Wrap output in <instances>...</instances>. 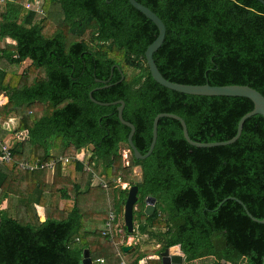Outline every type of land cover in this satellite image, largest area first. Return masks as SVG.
<instances>
[{
    "label": "trees",
    "instance_id": "1",
    "mask_svg": "<svg viewBox=\"0 0 264 264\" xmlns=\"http://www.w3.org/2000/svg\"><path fill=\"white\" fill-rule=\"evenodd\" d=\"M34 1L10 0L0 13V44L14 42L0 45V97L8 99L0 105V121L19 118L13 133L28 132L26 140L12 148V162L0 168V264H82L86 249L94 264L100 259L104 264H122L127 256L123 248L136 234L148 236L158 248L142 252L136 244L129 264H163L160 253L173 247L188 264L207 258L213 264H263L264 225L252 221L233 200L263 219L262 116L246 121L236 143L213 148L191 146L180 122L162 118L152 155L127 167L120 150L131 130L119 120L118 105H98L90 93L108 84L94 91L93 98L101 103L125 102L123 118L135 126L133 142L142 155L150 149L159 114L181 117L196 142L219 143L236 136L253 103L245 98L181 94L155 82L145 52L159 31L129 0H43L42 14L25 10ZM136 1L166 26L164 44L154 61L167 80L244 85L264 96L261 2ZM53 11L60 13V24L67 31L55 28L48 36L47 14ZM26 61L30 65L15 73ZM24 75L29 83L21 82ZM50 148L71 156L89 151L86 161L107 182L117 216L124 215L129 188L138 186L136 231L129 234L123 224L122 231L113 234L114 243L103 236L104 230L85 231L86 217L93 226L105 225L109 207L103 190L99 196L105 201L95 200V209L82 211L80 197L96 189L93 173L83 162L70 160L64 174L59 165L49 187L45 186L48 170L20 168V162L44 165L56 160ZM136 167L142 168L140 184L133 179ZM37 179L44 186L36 185ZM118 179L129 188H116ZM10 195L20 201L14 213L2 205ZM148 197L156 199L151 217L145 215ZM37 207L45 209L44 221Z\"/></svg>",
    "mask_w": 264,
    "mask_h": 264
},
{
    "label": "water",
    "instance_id": "2",
    "mask_svg": "<svg viewBox=\"0 0 264 264\" xmlns=\"http://www.w3.org/2000/svg\"><path fill=\"white\" fill-rule=\"evenodd\" d=\"M261 2L264 5V0H257ZM130 4L140 13H142L145 17H147L149 20H151L155 26L158 28L159 35L156 38V40L147 48L145 52V58L147 60L148 66L150 68L151 75L155 82H157L159 85H161L164 88H167L169 90H172L177 93L181 94H186V95H192V96H204V97H232V98H245L249 99L253 105L254 109L250 113L246 114L242 119L240 120L238 124V129H237V134L234 138L226 141V142H219V143H200L196 142L191 139L188 128L186 125V122L179 117L178 115L175 114H169V113H162L159 114L153 123V139L152 143L150 146L149 151L147 154L142 155L138 149L135 147L134 142H133V137L136 132V128L133 124L130 122L126 121L123 118V112L125 109V102L124 101H118L114 103H101L96 101L93 98V92L96 90H100L103 88H107L110 85H105L103 88H98L94 89L90 93V99L102 106H110V105H118V115H119V120L123 125L126 127L130 128L131 132L128 138V142L122 143L121 146L128 147L131 152H132V159L126 164L127 167H133L134 166V161L135 160H145L149 158L157 144V139H158V126H159V121L162 118H171L174 119L178 122H180L182 129H183V134L185 140L193 147L197 148H213V147H219V146H228L236 143L243 132L244 125L247 120L253 118L254 116H262L264 119V96L258 92L256 89L250 87V86H244V85H229V86H211L209 84L205 85H186V84H178V83H173L169 80H167L160 70L158 69L155 61H154V54L162 47L165 41L166 37V26L163 23V21L158 17L156 13H154L152 10H150L148 7L140 4L136 0H129ZM114 69V68H113ZM122 80H124V77H122ZM106 83V82H103ZM136 171L139 172V176L137 179L138 184L142 183V168L137 167L135 168ZM138 193H139V187L138 186H132L129 188V194L126 200L125 208H124V223L125 227L127 228V231L129 234H133L136 230L135 227V222H134V211L136 208V205L138 203ZM233 200H236L241 206L244 207L246 210L247 215L249 218L254 221L255 223L264 225V217L263 219H257L255 218L249 211L248 209L244 206V204L233 198ZM226 201V200H225ZM146 207H145V215L148 217H151L154 215L156 211V199L153 197H148L146 201ZM1 221V220H0ZM134 246L132 245H126L123 248L124 253L128 254ZM161 261L163 264H188L186 256L180 251L178 247H173L166 249L164 252L160 253ZM82 264H94V261L91 257L90 250L86 249L84 251L83 255V261ZM263 264H264V257H263Z\"/></svg>",
    "mask_w": 264,
    "mask_h": 264
},
{
    "label": "rangeland",
    "instance_id": "3",
    "mask_svg": "<svg viewBox=\"0 0 264 264\" xmlns=\"http://www.w3.org/2000/svg\"><path fill=\"white\" fill-rule=\"evenodd\" d=\"M10 1V0H0V13H2L3 11H5V6L7 4V2ZM43 0H35L33 3H32V8L34 9H40V7L43 5ZM25 10H29V7H28V4L25 5ZM49 14H47V19L48 21L50 22V25L47 27L46 29V34L48 36L52 35L53 31L55 30V28H61L65 31H67V28H64V26L62 27V25L60 24V19H61V15L59 12H48ZM40 18L43 17V16H39ZM14 44V42L10 41V40H7V41H4V42H1V46L3 47L4 44ZM30 65V62L29 61H26L24 62L18 69H16L15 73H22L23 70L28 66ZM22 83H29V80H28V77L26 75H24L22 77V80H21ZM2 99L3 98H0V102H2ZM4 102V101H3ZM28 112L31 113V110L28 109ZM36 117H40V113L39 114H36ZM14 120V121H13ZM18 121H19V118H14V119H10V121H7L8 123H6L4 125V123L6 121H0V125H4L3 126V129L4 131L6 130V128L8 127L7 129V132H12L11 134H8V136H5V135H1V139H5L7 138V143L12 146V148L16 145V143L18 142V140H22L23 141V135L21 134V136L19 137V139L15 136V134L13 133L14 129L17 128L18 126ZM1 127V126H0ZM14 128V129H13ZM12 131H10V130ZM6 133V132H5ZM13 135V136H11ZM27 136L25 137V140H26ZM54 139L52 140V143H53ZM127 147H122V149L120 150V154L122 155L123 157V163L125 165V162H124V156H123V151L126 149ZM51 149V148H50ZM50 153L52 155H55V156H66V157H69L71 156V152L69 153H66V155H63L59 152V149L57 148H53L50 150ZM85 151L83 152H78V155L82 156L84 155ZM89 155V151L85 153V156H88ZM132 159V155H131V158L130 160ZM137 168V167H136ZM135 173H136V176L133 177V179H138V176H139V172L135 170ZM98 175V174H97ZM100 178L101 181H105L104 177L103 176H100L98 175ZM98 179V178H97ZM98 179V180H99ZM106 182V181H105ZM94 185L92 184V186L94 188H96L94 191H93V194H89V195H85L83 198H82V206H83V210H90L91 211L93 209H95V200H97L96 202H99L101 201L100 203H103L104 199H105V196H99V194H102L103 193V190L105 189H101V187L97 186L96 184H100V181H98V183L96 181H94ZM107 183V182H106ZM100 188V189H99ZM102 190V191H101ZM108 192L105 191L106 193V196H107V204H108V207L111 205V197H110V191L107 190ZM19 200V199H18ZM94 202V203H93ZM20 203V201L18 202V204ZM18 204H15V203H10L9 205L6 206V208H9V210L14 213L15 210L19 207L17 206ZM20 208V207H19ZM90 208V209H89ZM110 208H112V205L110 206ZM137 210V207L135 208ZM20 211V210H19ZM84 212V211H83ZM43 215V214H42ZM116 215H118L116 213ZM44 216H46V212H44ZM118 218V221H117V224L119 225V228L121 229L123 224L125 225L124 223V215L123 217H120V216H117ZM101 226H103L101 228ZM135 227H136V223H135ZM84 229L85 231L89 232L90 230H104V225H96V226H93L90 222V220H88V218L86 217V219L84 220ZM129 242V244H128ZM127 242V245H132V246H135L136 244H139V246H141V251L144 252L146 250H149V251H153V250H156L158 247L155 246L148 238V236L146 235H139V234H136L135 237H134V240H128ZM131 243V244H130ZM132 250H135V248H133ZM131 253V251L129 252ZM129 253L127 254V256H123V258L128 262L130 263L133 259V257L131 256H128ZM192 264H213V259H210V258H207V259H204V260H201V261H196Z\"/></svg>",
    "mask_w": 264,
    "mask_h": 264
},
{
    "label": "built area",
    "instance_id": "4",
    "mask_svg": "<svg viewBox=\"0 0 264 264\" xmlns=\"http://www.w3.org/2000/svg\"><path fill=\"white\" fill-rule=\"evenodd\" d=\"M32 4H28V7L29 9H32ZM35 9V8H34ZM40 14L43 13L42 9H36ZM28 133V132H27ZM27 133H23V140H25V137L27 136ZM21 136V134H20ZM12 157H13V154H12V146H10L8 143L4 142V141H1L0 140V168L3 167L4 165L6 164H9L12 162ZM70 160H73V161H78V162H83L86 166V171L88 172H92L93 173V177L94 178H97V174L95 172H93L91 170V168L89 167L87 161H86V158L84 160V157L83 156H75V157H65V156H59L57 157L56 160H53L49 163H46L44 165H39L38 163L36 164H30L28 162H20L19 163V166L22 170H25V171H31V172H34V171H37V170H51L53 168H55V166H57L58 164H67ZM125 162V161H124ZM126 165V163H125ZM115 183H116V188H121L122 190H126L129 188V185L126 184V183H123L121 181V179H118V180H115ZM100 186L103 188V189H107L109 188L108 184L103 180L100 182ZM117 215H116V212H114V210H110V212L108 213V219L104 225V231H103V236L105 237H108L111 239L112 242L113 241V234L114 232L116 231L117 229ZM98 263L100 264H104V260L100 259L97 261ZM122 264H129L127 262H122ZM140 264H146V262H141Z\"/></svg>",
    "mask_w": 264,
    "mask_h": 264
},
{
    "label": "crops",
    "instance_id": "5",
    "mask_svg": "<svg viewBox=\"0 0 264 264\" xmlns=\"http://www.w3.org/2000/svg\"><path fill=\"white\" fill-rule=\"evenodd\" d=\"M0 98H3L2 99V102H0V105H5L6 103H7V101H8V99L6 98V95H3V96H1ZM4 101V102H3ZM10 121V120H9ZM14 121V120H13ZM6 123H8L7 121L4 123V125L6 124ZM3 124L2 125H0L1 127H0V140L1 141H4V142H6L7 143V138H5V139H1V135L3 136V135H5V136H8V134H11L12 132H7V129H8V127L6 128V130L4 131V129H3V126H4ZM14 129V128H13ZM10 130V129H9ZM15 130V129H14ZM10 131H12V130H10ZM6 132V133H5ZM23 133H27V131H24V132H21V133H16L15 134V136L19 139V137H20V134H23ZM27 135H28V133H27ZM11 136H13V135H11ZM18 141H20V142H23L22 140H18ZM86 153V152H85ZM85 153H84V155H82L83 157H84V160H85V158L87 157V156H85ZM75 156H80V155H78V153L77 154H75L74 156H69V157H75ZM59 157V156H58ZM66 157V156H65ZM59 165H61L62 166V170H61V173L62 174H64V172H65V165H63V164H58L57 166H55V168H53V169H51V170H48V172H47V177H46V185L45 186H51L54 182H55V178H56V175H57V173H58V169H57V167L59 166ZM97 178L99 179L100 177L97 175ZM97 178H94L93 179V181H92V184L94 185L95 183H94V181H96L97 183H98V181H100L101 182V180L99 179H97ZM42 179H43V177H42ZM43 182H40V181H38V179H37V182H36V185H38V184H41V185H43L42 184ZM97 186H100V184H96ZM32 187H34L35 186V184H32L31 185ZM44 186V185H43ZM101 187V186H100ZM85 188V187H84ZM102 188V187H101ZM103 189V188H102ZM104 191H106V192H108L107 191V189H105ZM85 196V195H84ZM84 196H82V197H80V205H81V203H82V198L84 197ZM32 200H34L33 198H32ZM105 201V200H104ZM18 202H19V200H18V196L16 195L15 197L14 196H9L8 198H6L4 201H3V203H2V205L4 206V207H6L7 205H9L10 203H15V204H18ZM23 204V203H22ZM112 205V204H111ZM110 205V206H111ZM110 206H109V208H108V212H110V210H114L113 208H110ZM83 207V206H82ZM37 211H38V214L40 215V218H41V221H44L45 220V216H44V212H45V209L43 208V207H37ZM114 212H116L115 210H114ZM43 214V215H42ZM117 221H118V218H117ZM117 225V229H116V231H119V232H121L122 230L119 228V225L118 224H116ZM103 226H101V228H102ZM90 231H93V230H90ZM115 231V232H116ZM136 231V230H135ZM89 233H91V232H89ZM135 237V236H134ZM134 237H131V238H129L128 240L130 241V240H134ZM112 242V241H111ZM112 243H114V242H112ZM128 244H129V242H128ZM131 244V243H130ZM124 260V262H127L125 259H123ZM128 263V262H127Z\"/></svg>",
    "mask_w": 264,
    "mask_h": 264
},
{
    "label": "bare ground",
    "instance_id": "6",
    "mask_svg": "<svg viewBox=\"0 0 264 264\" xmlns=\"http://www.w3.org/2000/svg\"><path fill=\"white\" fill-rule=\"evenodd\" d=\"M131 155H132V152H131V150L129 148H126L123 151V156H124V159H125L124 161H125L126 164L130 161Z\"/></svg>",
    "mask_w": 264,
    "mask_h": 264
}]
</instances>
